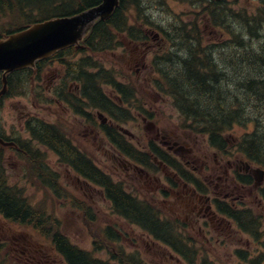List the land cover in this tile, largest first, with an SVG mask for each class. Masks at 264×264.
I'll return each mask as SVG.
<instances>
[{"label": "rangeland", "instance_id": "rangeland-1", "mask_svg": "<svg viewBox=\"0 0 264 264\" xmlns=\"http://www.w3.org/2000/svg\"><path fill=\"white\" fill-rule=\"evenodd\" d=\"M150 1H153L150 4L151 8L146 11L153 15L151 17L153 26L161 32H163L161 29L174 31L179 25L184 26L185 24L188 30L194 25L197 28L200 25L202 30H205L201 36L196 34L200 42L203 47L210 45L213 49L211 53L214 54L218 65L223 70L228 69V75L220 84L221 87H223V83L225 85H228V82L233 83V87L230 86L227 89L241 98L239 91L242 95L248 94L239 90L240 84L243 86V83H239L238 79H244L246 76H254V78L264 76V68H262L264 65V60H262L264 59V15L263 11H260L261 0H224L225 5L220 8L210 2L205 4V0H166L165 5L157 0H143L142 3L144 6H149ZM213 11H216V15L212 14ZM9 21L10 18L0 17V24ZM194 21H196L195 24ZM168 33L171 35L174 32ZM164 36L165 39H162L161 35H156L149 40L153 43L150 48L144 49L147 55L145 62H141L142 55H138V58L137 55L133 57L131 49L135 46L125 38H122L125 43L123 48H118L115 52L96 55L103 62L105 68L113 69V74L121 81L129 82L137 93L133 107L130 108V118L122 123V127L130 133L126 138L136 146L142 144L144 147H148L150 139L156 138L158 130H160L167 135L166 137L178 135L182 142L189 141L193 152H182L180 153L182 156L179 158L190 170L203 175L204 178H209V182H204L206 190L209 191L206 195H226L225 197L229 199L235 198L236 200L232 199V201L238 204L241 201L245 202L255 214L261 216V227L264 232V208L260 201V191L253 184L242 185L239 190L234 191L232 184L225 179L224 170H228L230 167L228 161L231 160L235 167L236 164H239L238 159H241L242 156L238 153H233L231 156L221 154L209 146L206 136L184 130L181 127L184 118L175 106L172 96L165 93V89L156 87L151 82L153 77H159V79L162 77L156 66L152 64L155 55L160 52L159 57H162L167 52L175 51V47L179 49L183 45L182 42H177L173 46L171 40H168L167 33ZM175 36H178L179 39L182 38L181 33H176ZM193 36L195 33L192 34ZM180 54L186 58L190 55L194 57L192 47L191 49L187 47L182 49ZM204 60L203 58L202 62ZM63 71H66V67H58L55 63L41 79H36L33 87L31 83L27 85V94L12 93L2 100L0 129L6 135L20 133L23 137H28L27 132L24 131L27 118L43 116L44 121L49 123V127L56 125L80 149L91 156L102 170L111 174L115 180L123 181L128 191H132L143 199L151 200L153 204L159 206L162 213L160 215L167 218L179 216L186 225L183 230L186 235L182 233L183 236L185 235L189 245L198 249V255L193 264H252L241 259L236 253L237 249L247 250L249 256L254 260L264 255L263 244L250 238L248 234L240 232L231 221H219L215 218L207 220L206 217L198 216L196 213L189 214L187 211L181 210L179 196L180 199H185L188 194L194 191L192 184L181 178L180 180L175 178L177 186L172 187L166 178L165 171L154 169L152 175L146 176L145 173L131 167V164L127 165L124 156L115 150L102 128H99L101 125L96 120L98 116L96 111L91 110L93 117L90 120L88 117L77 114L66 104L57 101L53 87L58 84L56 81ZM249 111L255 114L253 107H249ZM262 112H264V107L256 116L259 117ZM151 123H154L153 127L147 129ZM253 124V121L249 123L235 121L231 130L226 132V136L232 142L233 138L253 130ZM59 136L61 141L65 140L60 134ZM69 145L70 143H67L66 146ZM37 147L43 153L45 162L61 173V183L63 186L66 184V187H61L60 192L64 198H57L56 194L42 188H32V185L37 183L36 177L38 176V172L30 173L34 161H25L17 152L5 149L4 154L6 156L9 154V157L4 156L3 166L7 170L8 181L10 179L12 183L22 185L20 188L27 187L26 194L30 193L28 196L33 201L38 203L43 201L42 203H45L50 211L53 208L56 216L61 220L62 230L79 247L92 251L93 241L90 233L101 234L104 226L119 223L125 232L122 247L126 259L139 250L148 264H190L171 248L144 235L139 227L132 226L123 218L114 215L104 192L88 182L79 180L75 171L73 169L71 171L70 167L61 163L53 150L42 145ZM203 163L208 168L204 169ZM240 167L244 171L243 165ZM254 167L262 166L254 165ZM230 171L228 173L232 174L233 170L231 173ZM173 174L174 172L170 171L169 175ZM162 189L171 192V198L166 196L163 199ZM71 199L76 200L78 204L84 201L92 204L97 214L95 225L86 226L83 212L72 205ZM8 223L5 225L6 230L0 233L1 239H8L12 236L23 239V235H29L30 241L27 244H33L32 248L49 246V240L33 228ZM3 234L5 236H1ZM7 248L0 247V261ZM102 249L103 251H99L95 255L104 259L109 258V252H120V247L111 243L105 236ZM9 260L7 259V261ZM261 263L264 264V261Z\"/></svg>", "mask_w": 264, "mask_h": 264}, {"label": "trees", "instance_id": "trees-1", "mask_svg": "<svg viewBox=\"0 0 264 264\" xmlns=\"http://www.w3.org/2000/svg\"><path fill=\"white\" fill-rule=\"evenodd\" d=\"M100 3L101 0H0V17L5 16L1 13L2 11L8 14L10 18L8 26L11 31L37 21L77 13ZM124 3L125 0L122 1L121 7L118 8L114 17L108 21L99 20L95 24L87 39V45H90L93 50L101 51L110 47L111 40L108 35L111 27L115 26L117 31L125 28V23L121 22L122 16L124 15L122 12L124 11ZM118 19L119 21H117ZM181 29L185 31L184 28ZM186 33L187 35L181 38L183 39L182 46H185L184 49L186 47L191 49L190 34L188 32ZM176 66L174 68L173 78H169L167 82L169 92L173 95L179 109L188 117V120L193 121L194 125L199 124L198 127H206V131H204L211 135L215 142L224 144L223 132L228 125H231L232 122L239 118H243L245 121H249L251 116H255L256 118V115L264 107V83L256 81L257 77L256 80L253 77L248 78L250 81L246 79L248 95L244 97L240 95L241 98L237 101V96H234V93L227 89L230 86L233 87V83L228 82V85L223 83V87H221L220 84L225 80L223 79L222 67L217 65L216 61L212 60L210 55L206 57L205 62H202L198 54H195L193 60H188L184 64L177 63ZM24 72H17L10 77L11 92L14 91L15 81ZM104 79L113 82V79L109 76H105ZM96 80H99L98 76ZM91 94L94 100L106 99L102 88L97 82L93 88L88 87L87 95L90 99ZM92 102L96 105H101L99 102ZM249 107H253L255 114H252L253 112L250 113ZM257 110L259 111L257 112ZM257 121H260L256 123V129H258H255L256 131L253 134L246 135L248 138L242 146V149L253 160L264 163V126L262 125L264 122V112L257 117ZM54 141L59 145H63L58 139ZM75 164L79 169L82 168L77 163ZM91 168L87 166L90 172L83 168L81 170L88 176L102 181L103 185L107 187L110 197L117 202L118 212L120 214L153 232L159 239L166 243L175 245L183 250L176 242L177 223L175 221L159 218L150 203L130 197L120 185L114 184L110 177L107 178L93 166ZM50 182H52V186L55 183L52 179H50ZM3 187L5 185L1 182L0 207L3 211L8 216L13 215L23 219H25L26 215L31 217L27 210L23 212V209L27 206L26 201L17 194L11 191L8 192ZM232 210L229 209V212L234 214ZM235 216L237 215L235 214ZM55 242H58L62 252L68 255L72 264H108L100 260H93L87 253L71 247L59 232L56 233Z\"/></svg>", "mask_w": 264, "mask_h": 264}, {"label": "water", "instance_id": "water-1", "mask_svg": "<svg viewBox=\"0 0 264 264\" xmlns=\"http://www.w3.org/2000/svg\"><path fill=\"white\" fill-rule=\"evenodd\" d=\"M120 0H102L96 7L74 16L58 17L35 23L0 40V71L8 90L7 74L34 67L36 61L49 57L70 45H77L97 18H109Z\"/></svg>", "mask_w": 264, "mask_h": 264}, {"label": "flooded vegetation", "instance_id": "flooded-vegetation-1", "mask_svg": "<svg viewBox=\"0 0 264 264\" xmlns=\"http://www.w3.org/2000/svg\"><path fill=\"white\" fill-rule=\"evenodd\" d=\"M94 100V99H92ZM159 134V132H158ZM163 138H166L165 143L169 144V149L174 150L175 152L179 150H186L189 148H186V144L182 143L178 137L169 136V139H167L166 135L163 136ZM254 171H252L253 173ZM180 198V197H179ZM179 202L181 203V206L186 209L189 213L194 212L197 210V214L201 215H211V205L209 202V198L206 199L205 203L207 204L206 208L200 207L198 202L202 201V196L197 193L196 191H192L188 196H186L185 199H180ZM1 220V218H0ZM1 224V221H0ZM4 224L2 223L1 226ZM19 242H16V245H19ZM27 247V250H22V254L27 256V259L33 263V264H57L56 260L57 258H53L50 254H47L41 250L38 249H32L34 246L31 243L25 244ZM30 253H36V254H30Z\"/></svg>", "mask_w": 264, "mask_h": 264}, {"label": "bare ground", "instance_id": "bare-ground-1", "mask_svg": "<svg viewBox=\"0 0 264 264\" xmlns=\"http://www.w3.org/2000/svg\"><path fill=\"white\" fill-rule=\"evenodd\" d=\"M243 110V109H242ZM258 125V124H257Z\"/></svg>", "mask_w": 264, "mask_h": 264}]
</instances>
